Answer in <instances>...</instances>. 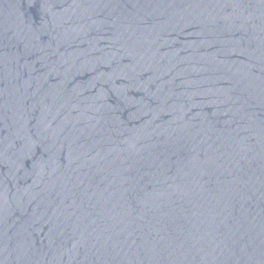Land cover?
I'll return each mask as SVG.
<instances>
[{
	"label": "water",
	"instance_id": "obj_1",
	"mask_svg": "<svg viewBox=\"0 0 264 264\" xmlns=\"http://www.w3.org/2000/svg\"><path fill=\"white\" fill-rule=\"evenodd\" d=\"M0 264H264V0H0Z\"/></svg>",
	"mask_w": 264,
	"mask_h": 264
}]
</instances>
